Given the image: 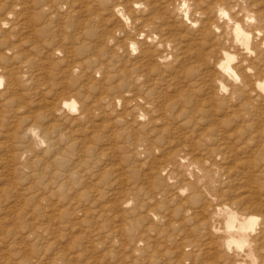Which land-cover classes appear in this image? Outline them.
<instances>
[{
	"label": "rangeland",
	"instance_id": "obj_1",
	"mask_svg": "<svg viewBox=\"0 0 264 264\" xmlns=\"http://www.w3.org/2000/svg\"><path fill=\"white\" fill-rule=\"evenodd\" d=\"M10 1L0 74L18 72L22 93L0 94V264H209L208 224L225 225L214 207L264 204V101L244 85L264 74V0ZM221 9L252 51L241 60L225 18L213 22L239 78L225 90L198 82L189 56L196 41L210 51L205 12ZM31 124L42 147L12 133ZM251 214L262 226L264 205Z\"/></svg>",
	"mask_w": 264,
	"mask_h": 264
},
{
	"label": "bare ground",
	"instance_id": "obj_2",
	"mask_svg": "<svg viewBox=\"0 0 264 264\" xmlns=\"http://www.w3.org/2000/svg\"><path fill=\"white\" fill-rule=\"evenodd\" d=\"M1 1H5V0H0ZM10 1V0H9ZM14 1V0H13ZM161 2V0H159ZM169 1V0H168ZM167 1V2H168ZM194 1V0H193ZM213 1V0H212ZM217 1H222V0H217ZM224 1V0H223ZM238 1V0H237ZM258 0H256L257 2ZM261 1V0H260ZM12 2V1H10ZM143 2V0H142ZM147 3L152 4V2L155 4L154 0H146ZM157 2V1H156ZM170 2V1H169ZM175 2V1H174ZM187 1L184 2V4ZM219 2V3H220ZM227 2V1H226ZM246 2L251 3V0H246ZM15 3V2H14ZM19 3V2H18ZM212 3V2H211ZM253 3V2H252ZM251 3V4H252ZM1 4V3H0ZM16 4V3H15ZM122 4V3H121ZM153 4V5H154ZM160 4V3H159ZM209 4V2H208ZM223 4V3H222ZM221 4V5H222ZM12 5V4H11ZM14 5V4H13ZM119 5V4H118ZM157 5V4H156ZM162 5V2H161ZM160 5V6H161ZM210 5V4H209ZM214 5V3H213ZM224 5V4H223ZM165 6V5H164ZM15 6H12L11 11L13 12V10L15 8H13ZM154 7V6H153ZM159 7V6H158ZM157 7V8H158ZM235 7V6H234ZM237 7V5H236ZM263 7V6H262ZM156 8V7H155ZM154 8V9H155ZM156 8V11H158ZM160 8V7H159ZM151 9V8H150ZM165 9V7H164ZM261 9V8H260ZM168 10V9H167ZM206 10V9H205ZM208 10V9H207ZM224 10V9H221ZM228 10V9H227ZM253 10V9H252ZM9 12L12 13V12ZM152 11V10H151ZM155 11V12H156ZM165 11V10H164ZM199 11V10H198ZM239 11V10H238ZM255 11V10H254ZM154 12V11H153ZM159 12V11H158ZM167 12V11H166ZM163 13V14H167V13ZM211 12V11H210ZM230 12V11H229ZM241 12V11H239ZM151 14H154L152 12H150ZM207 17V21L208 23L206 25H204L203 29H202V36L205 38H211L212 40V47L210 45V51H206L203 50L202 48V43L199 41L194 42L193 44H195L197 46V48L195 49V47L192 49L191 47V52L189 53V56L194 58L195 57V67H191V71L195 74H197L198 78L196 79L197 81L203 77H209L211 80L214 81H218L220 83H218L219 85H222L219 89L220 90H225L226 86L225 84L222 83L223 80H231L233 82V84H237L238 83V77L235 76V72L230 64L231 62V57L229 55V53L227 51H223L225 50V48H217V44L220 43L221 45V39L220 37H216L217 35H213V22L217 21V18H225V24H227V26L230 28L231 32H232V38H231V45L233 47H236L237 49H239L240 51L242 50V59L241 60H245V56L248 55L251 51V46H250V39L251 37L246 33L248 31L247 28L244 31L243 28L241 27V25L236 21V20H232V18H227V13L224 11H221V13L219 15H212V12L207 14L208 12H205ZM264 13V12H263ZM159 14V13H158ZM197 14V13H196ZM235 14V13H234ZM160 15V14H159ZM194 15V14H193ZM158 16V15H157ZM188 16V15H187ZM217 16V17H216ZM152 17V16H151ZM161 17V16H160ZM166 17V16H165ZM7 18V17H6ZM119 18V16H118ZM227 18V19H226ZM123 19V18H122ZM151 19V18H150ZM167 19V18H166ZM195 19V18H194ZM3 21H6V19H4ZM122 21V20H120ZM162 21V20H161ZM164 21V20H163ZM199 21V19H198ZM204 21V19H203ZM239 21V20H238ZM7 22V21H6ZM153 22V20H152ZM170 22V21H169ZM155 23V22H154ZM164 23V22H163ZM167 23V22H166ZM174 23V22H173ZM195 23V22H194ZM205 23V21L203 22ZM219 23V22H218ZM217 23V24H218ZM125 24V23H124ZM169 24V23H167ZM197 24V23H196ZM220 24V23H219ZM164 25V24H163ZM151 26V25H150ZM166 26V25H165ZM169 27V25H167ZM171 26V25H170ZM162 28V26H159ZM167 27V30H168ZM178 27V25H177ZM176 27V28H177ZM166 28V27H165ZM163 27V29H165ZM181 28V27H180ZM189 28V26H188ZM195 28V27H194ZM183 28H181L182 30ZM199 29V28H198ZM170 30V29H169ZM179 30V29H178ZM196 30V29H195ZM200 30V29H199ZM224 30V29H223ZM162 31V29H161ZM164 31V30H163ZM172 31V30H170ZM165 32V31H164ZM168 32V31H167ZM196 32V31H195ZM200 32V31H199ZM154 34V33H153ZM165 34V33H164ZM223 34V33H222ZM225 34V32H224ZM147 35V34H146ZM198 35V34H197ZM200 35V34H199ZM257 35H260L259 33ZM157 36V35H156ZM182 36V35H181ZM151 37V36H150ZM153 37V36H152ZM184 37V36H183ZM182 37V39H183ZM191 37V36H190ZM181 38V37H180ZM185 39L187 37H184ZM214 38V39H213ZM192 39H198V38H192ZM263 39V38H262ZM261 39V40H262ZM188 40V39H186ZM121 41V42H120ZM119 42L122 44V46L124 45V41L120 40ZM180 41V40H179ZM185 41V40H184ZM182 41V43L184 42ZM189 41V40H188ZM194 41V40H193ZM202 41V39H201ZM181 42V41H180ZM135 43V42H134ZM147 43V42H145ZM188 43V42H186ZM215 43V44H214ZM116 46H119V44L115 43ZM148 44V43H147ZM151 44V43H150ZM181 44V43H180ZM192 44V45H193ZM146 45V44H144ZM149 45V44H148ZM190 45V44H189ZM208 45V44H207ZM126 46V45H124ZM136 46V45H134ZM150 46V45H149ZM152 46V45H151ZM112 47V46H111ZM141 47V44H140ZM146 47V46H145ZM180 47V46H179ZM183 47V46H182ZM187 47V45H186ZM204 47V45H203ZM222 47V46H220ZM149 48V47H148ZM147 48V50H148ZM185 48V47H184ZM189 48V46L187 47ZM189 48V49H190ZM135 49V48H134ZM132 49V50H134ZM177 49V48H176ZM183 48H181L182 50ZM199 49V51H198ZM204 49H208V48H204ZM228 49V48H227ZM114 50V49H113ZM144 50H146L144 48ZM180 50V49H179ZM230 50V49H229ZM253 50V48H252ZM112 51V50H111ZM239 51V52H240ZM254 51V50H253ZM143 52V51H142ZM141 52V53H142ZM154 52V51H153ZM152 52V54H154ZM161 52V51H160ZM168 52V51H167ZM222 52H225L221 55ZM113 53V51L111 52ZM115 54H117V52H114ZM149 53V52H147ZM162 53V52H161ZM182 53V52H181ZM236 53V52H235ZM5 54V53H4ZM7 54V53H6ZM145 55V52L143 53ZM151 54V53H150ZM156 54V53H155ZM154 54V55H155ZM164 54V53H163ZM162 54V55H163ZM167 54V53H166ZM173 54V53H172ZM186 54V53H185ZM142 55V54H141ZM179 55V54H178ZM182 55V54H181ZM237 55V54H236ZM264 56V54H262ZM9 56V55H8ZM117 55H115L116 58ZM161 56V55H160ZM168 56V55H167ZM170 56V54H169ZM177 56V55H176ZM214 58V62L217 60V62L215 63V69L217 70V72H213L211 70H208L209 68H205V65H207L212 57ZM114 57V56H112ZM150 56L148 55V58ZM153 57V56H152ZM158 57V56H157ZM165 57V56H164ZM164 57H162L161 59H163ZM223 58V60H219L220 58ZM113 58V60L115 59ZM143 58V57H142ZM147 58V60H148ZM156 58V57H155ZM160 58V57H159ZM184 58V57H182ZM8 59V58H7ZM151 59V58H149ZM189 58H187L188 60ZM254 59V58H253ZM145 60V59H144ZM152 60V59H151ZM158 60V59H157ZM185 60V59H184ZM186 60V61H187ZM191 60V59H190ZM252 60V59H251ZM11 61V60H10ZM189 61V60H188ZM247 61V60H246ZM9 62V61H8ZM156 62V60H155ZM158 62V61H157ZM213 62V64H214ZM1 64H3L2 62H0ZM20 63V62H18ZM23 64H26L25 61L22 62ZM154 63V62H153ZM191 63V62H189ZM188 63V64H189ZM194 64V63H193ZM17 65V63H16ZM190 65V64H189ZM188 65V66H189ZM192 65V64H191ZM12 67V65H10ZM9 66V67H10ZM18 66V65H17ZM25 66V65H24ZM7 67V66H6ZM10 67V68H11ZM23 67V66H22ZM1 68V67H0ZM3 68V67H2ZM4 69V68H3ZM8 68H5V70H7ZM18 69V68H17ZM16 69V70H17ZM26 69V68H24ZM23 70V69H22ZM205 70V71H204ZM28 71V70H27ZM2 74H0V94L1 95H8L6 98H10L11 100H14V98L12 95L15 94V91H17V93H22L19 92L18 90L20 89L21 86V75L19 76L18 72L16 71H3L1 72ZM22 74V72H20ZM29 73V72H28ZM27 73V74H28ZM26 74V75H27ZM31 74V73H29ZM33 75V74H32ZM247 75V74H246ZM262 78H246L244 80V85H246L245 87L249 90H252L253 88L255 89L256 87H258V89L260 90V92L257 93L258 98H260V100L264 101V74H261ZM199 76H201V78H199ZM251 76V75H250ZM32 77V76H31ZM31 77H29V80H32ZM244 77V75H243ZM242 77V78H243ZM263 79V80H262ZM196 81V82H197ZM255 81V83H253ZM24 82V81H23ZM199 82V81H198ZM228 82V81H226ZM217 84V83H216ZM215 84V87H216ZM229 84V83H228ZM23 85V83H22ZM231 85V84H230ZM3 86V87H2ZM24 86V85H23ZM212 86V85H211ZM210 86V87H211ZM22 87V86H21ZM217 88V87H216ZM25 89V88H24ZM212 89V88H210ZM242 89L244 90V87H242L241 85H237L235 87H233V90H239ZM26 90V89H25ZM213 90V89H212ZM215 91V90H214ZM217 92V91H216ZM219 93V92H218ZM218 93H215L216 95H218ZM19 95V94H17ZM220 95V94H219ZM20 96V95H19ZM23 96V95H22ZM17 97V96H16ZM4 101V100H3ZM2 101V102H3ZM17 103V101H16ZM20 105V103L18 104V106ZM22 105V103H21ZM20 105V106H21ZM66 105L72 108L76 107V103L75 101H72L71 103L66 102ZM14 106V105H13ZM2 107V106H1ZM7 107V106H6ZM1 115V114H0ZM3 125V124H2ZM15 135H17V138L20 137H26L28 138V140L30 139V141H32V143H34V145H42L41 143L44 142L45 140V136H41L39 134V132L36 130L35 128V124H31L29 125L27 128H25L21 133L18 132H12ZM22 139V138H21ZM30 144V143H29ZM31 145V144H30ZM38 146V147H40ZM31 147H33L31 145ZM42 147V146H41ZM35 148V147H33ZM32 148V149H33ZM35 151V150H34ZM210 167V166H209ZM203 168V166H202ZM207 168V167H206ZM257 201V200H256ZM260 201V200H258ZM251 202V201H250ZM225 204V203H224ZM244 204V203H243ZM218 205V204H216ZM262 205H264L263 203H251L250 206L252 209H250L247 213H241V215H238V213H236L235 211L232 210V208L230 206H226V205H222V206H217L214 207V217L216 219L225 216V220H224V226H218L217 225H210L208 224V229H207V233L206 236L208 238L207 243L205 242V246L208 249L207 251H204L201 255H208L209 259H213L212 261H208L207 263L209 264H245V262H247L246 260H251L253 261V264H258L257 260H255V253L259 252V250L261 248H259L260 246H263V241H264V219L262 221V226H258L259 225V216L253 215L251 214L252 212H254V210H257V208H259L260 206L262 207ZM213 211V210H212ZM217 222V221H216ZM205 229V228H204ZM236 248V249H234ZM221 253V255H220ZM214 254H219L220 256L215 257L212 256ZM200 256V255H199ZM208 258V257H207ZM231 261H233L231 263ZM250 261V262H251ZM247 264V263H246ZM251 264V263H250Z\"/></svg>",
	"mask_w": 264,
	"mask_h": 264
}]
</instances>
